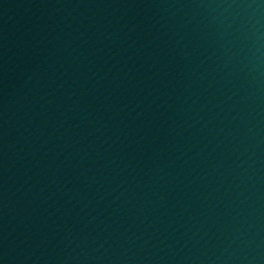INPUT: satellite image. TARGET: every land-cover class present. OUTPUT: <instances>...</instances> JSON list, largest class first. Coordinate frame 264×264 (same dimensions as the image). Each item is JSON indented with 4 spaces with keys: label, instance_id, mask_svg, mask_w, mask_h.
Masks as SVG:
<instances>
[{
    "label": "water",
    "instance_id": "95a60500",
    "mask_svg": "<svg viewBox=\"0 0 264 264\" xmlns=\"http://www.w3.org/2000/svg\"><path fill=\"white\" fill-rule=\"evenodd\" d=\"M0 264H264V0H0Z\"/></svg>",
    "mask_w": 264,
    "mask_h": 264
}]
</instances>
